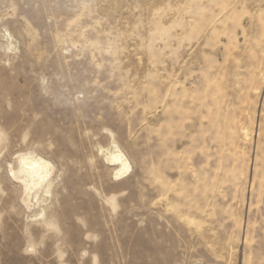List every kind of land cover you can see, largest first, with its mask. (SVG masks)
I'll return each mask as SVG.
<instances>
[{"label":"rangeland","instance_id":"1","mask_svg":"<svg viewBox=\"0 0 264 264\" xmlns=\"http://www.w3.org/2000/svg\"><path fill=\"white\" fill-rule=\"evenodd\" d=\"M0 264H264V0H0Z\"/></svg>","mask_w":264,"mask_h":264},{"label":"bare ground","instance_id":"2","mask_svg":"<svg viewBox=\"0 0 264 264\" xmlns=\"http://www.w3.org/2000/svg\"><path fill=\"white\" fill-rule=\"evenodd\" d=\"M105 159L111 165H116L113 172L114 177L120 178L128 173L129 161L117 146L114 150L105 153ZM51 168V164L42 157L35 154H23L18 159L17 169L11 170V175L22 184L24 196L29 197L36 194L43 186L48 185ZM49 224L53 225V223Z\"/></svg>","mask_w":264,"mask_h":264}]
</instances>
